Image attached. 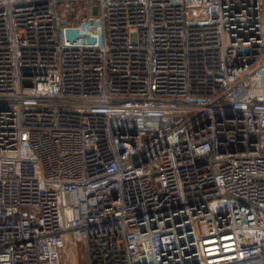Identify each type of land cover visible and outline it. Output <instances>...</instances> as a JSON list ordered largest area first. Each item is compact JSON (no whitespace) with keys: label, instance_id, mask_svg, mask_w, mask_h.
Segmentation results:
<instances>
[{"label":"built area","instance_id":"2783aa9c","mask_svg":"<svg viewBox=\"0 0 264 264\" xmlns=\"http://www.w3.org/2000/svg\"><path fill=\"white\" fill-rule=\"evenodd\" d=\"M264 264V0H0V264Z\"/></svg>","mask_w":264,"mask_h":264},{"label":"rangeland","instance_id":"374dc122","mask_svg":"<svg viewBox=\"0 0 264 264\" xmlns=\"http://www.w3.org/2000/svg\"><path fill=\"white\" fill-rule=\"evenodd\" d=\"M87 249L83 238L70 236L64 250V264H86Z\"/></svg>","mask_w":264,"mask_h":264}]
</instances>
